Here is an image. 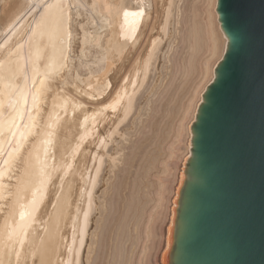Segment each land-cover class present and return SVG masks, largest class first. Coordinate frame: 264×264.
Segmentation results:
<instances>
[{"label":"bare ground","instance_id":"bare-ground-1","mask_svg":"<svg viewBox=\"0 0 264 264\" xmlns=\"http://www.w3.org/2000/svg\"><path fill=\"white\" fill-rule=\"evenodd\" d=\"M214 5L0 0V264H168L190 125L226 45ZM79 7L101 21L81 26L92 67L70 81L91 106L56 83Z\"/></svg>","mask_w":264,"mask_h":264},{"label":"water","instance_id":"water-1","mask_svg":"<svg viewBox=\"0 0 264 264\" xmlns=\"http://www.w3.org/2000/svg\"><path fill=\"white\" fill-rule=\"evenodd\" d=\"M225 45L190 125L168 264H264V0H216Z\"/></svg>","mask_w":264,"mask_h":264},{"label":"rangeland","instance_id":"rangeland-1","mask_svg":"<svg viewBox=\"0 0 264 264\" xmlns=\"http://www.w3.org/2000/svg\"><path fill=\"white\" fill-rule=\"evenodd\" d=\"M77 10H79V14H80L78 17H77V15H75V11H73V13H72L74 15V16L72 15L73 19H75V22H76V32L74 35V39L71 42V48H70V52H69V55L71 54V56H72V57L70 56L72 60L69 64V66L62 72L65 75L64 78L62 75V77H60L56 80V83L58 84V86H60V87L62 86L65 89L71 90V92L73 91V89H71L72 86L70 84V81L72 80V78L78 77V78L84 79L85 77L89 76L88 75L89 70H91L90 68L92 67L91 63H90L89 51H87V49L84 50L85 56L81 57L82 54L80 53V50H79L80 49V39H81V36L83 34L81 26H83V29L85 30V32L90 34L91 32H93L94 27L98 26V24H100V22H101L99 14H96L94 12L89 13L88 10H86L85 8H81V7L77 8ZM93 18L96 20H93ZM133 55L135 56V53H132L131 55H129V61L127 60V62H126L127 64H129V62L133 59ZM127 64H126V66H127ZM68 69H69V71H68ZM71 74H72V76H71ZM64 81H66V82L68 81L69 82V83L67 82L68 85L64 84ZM76 93L78 94V92H74L73 94H75L76 97H79V98L81 97L84 102L88 101L90 103H94V102L97 103L98 101L99 102L102 101V98H99L98 100H96L95 98H91V97H88L85 95L80 96L79 94L77 95ZM93 100H94V102H93ZM85 103L87 104V102H85ZM89 105L90 104L88 103L86 106H89ZM93 147H94V145H91V148H93Z\"/></svg>","mask_w":264,"mask_h":264},{"label":"snow or ice","instance_id":"snow-or-ice-1","mask_svg":"<svg viewBox=\"0 0 264 264\" xmlns=\"http://www.w3.org/2000/svg\"><path fill=\"white\" fill-rule=\"evenodd\" d=\"M214 8H216L217 11H218V5H214ZM229 39H231L230 36H229V37H225V38H224V42L227 43V41H228Z\"/></svg>","mask_w":264,"mask_h":264}]
</instances>
